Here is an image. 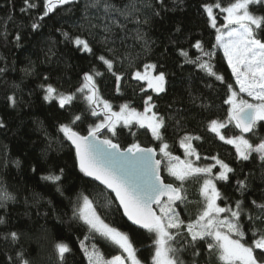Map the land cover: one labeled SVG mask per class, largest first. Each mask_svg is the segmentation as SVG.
<instances>
[{
    "label": "trees",
    "instance_id": "1",
    "mask_svg": "<svg viewBox=\"0 0 264 264\" xmlns=\"http://www.w3.org/2000/svg\"><path fill=\"white\" fill-rule=\"evenodd\" d=\"M35 2L37 8L21 12L24 0H0V69L4 70L0 72V120L5 125L0 128V189H6L16 198L7 201L6 207H0V217L5 219V223L0 224V264H20L18 252H22L30 264H87L80 241L89 234L88 229L72 216L80 195L93 200L106 223L127 232L138 250V257L145 264H151L154 235L127 222L112 194L80 172L74 150L58 130L59 124L68 123L77 114L83 116L82 122L74 126L81 134H87L89 124L99 122L82 98L86 93H76L75 101L64 109L57 101L49 102L43 98L45 92L40 85L52 84L59 92L73 93L83 84L85 72L102 73L95 77L98 94L114 109L128 103L141 111L144 100L152 96V103L156 105L153 111L164 118L162 132L173 156L184 158L180 140L190 134L200 137L192 141L201 157L198 160L200 166L209 165L211 157L217 156L235 169L227 181L216 182L222 197L226 198L217 201L220 206L244 200L245 208L252 209V200L264 202V161L256 153L247 161L238 159L234 147L209 129L210 121L215 119L227 125L221 130L226 137L240 134L233 122L227 123L229 105L225 103L230 94L227 84H232L236 90L235 81L221 49L214 47L216 31L203 9L205 4L219 2L224 6L233 0H162V3L161 0H107L117 9L134 3L140 23L135 22V17L126 20L117 12L106 13L104 0L95 7L91 6L93 0H74L69 5L58 6L40 21L39 29L33 30L31 24L44 11L43 0ZM251 10L264 13V5H253ZM113 18L125 27L112 24ZM145 19L147 23H143ZM105 25L111 30L106 32ZM64 32L86 39L93 51L78 50L65 38ZM137 33L142 39L136 38ZM17 34L19 40H16ZM259 38L264 39V33ZM197 41L202 42L204 52L213 53V70L224 77L223 81L195 63L186 62L180 55L183 49L193 61L198 56L201 61L208 60L209 57L194 47ZM101 55L113 60L112 72L107 71L106 65L98 59ZM150 63L166 74L162 93H153L145 83L131 76ZM117 75L121 76L119 82ZM10 96L15 97V105L8 99ZM99 113V118L103 119V111ZM101 137L112 139L122 149L138 143L158 151L161 143L147 128L136 123L118 124L116 135L105 130ZM246 137L253 144L264 138V122L257 124L254 135ZM16 161L20 162L19 166ZM165 167L166 161L161 167L164 180L179 186L180 182L169 176ZM59 169L64 170L62 192L41 179ZM217 171L219 165L213 169V174ZM245 177L249 188L242 194L237 191L236 182ZM201 184L202 179L185 181L183 189L187 199L177 201L174 206L186 222L195 220L203 206ZM108 201L111 204L105 207ZM248 227L245 223L246 232ZM11 232L18 234L17 241L10 236L5 239ZM246 240L252 242L250 232H247ZM58 241L68 243L72 249L64 261L59 260L55 250ZM85 243H96L106 258L123 254L121 249L99 236L90 237ZM198 247L201 255L195 257L197 264H222L214 253L207 251L206 245ZM180 255L186 264H192L191 249Z\"/></svg>",
    "mask_w": 264,
    "mask_h": 264
},
{
    "label": "snow or ice",
    "instance_id": "2",
    "mask_svg": "<svg viewBox=\"0 0 264 264\" xmlns=\"http://www.w3.org/2000/svg\"><path fill=\"white\" fill-rule=\"evenodd\" d=\"M73 2L74 0H43L44 11L31 24V28L39 29L40 21L53 13L58 6L69 5ZM100 3L101 0H93L91 6L95 7ZM24 4L25 6L20 9L21 12L38 7L35 0H24ZM253 5H264V0H233L224 7H221L219 2L214 5H203L212 28H216L213 8L226 13L224 20L227 22V27L225 31L217 29L214 47L223 48L235 83L239 86L237 91L234 90L232 84H227L230 94L225 103L230 105L227 116L228 124L235 122V127L240 130L241 135L226 137L221 130L227 125L215 119L210 121L209 129L217 134L220 140L235 147L238 159L247 161L253 153H256L259 159L264 161V138H259V142L253 144L244 135H254L257 124L264 122V39L259 38L264 33V13L253 12L251 10ZM103 7L106 13L114 11L126 20L135 17L136 23L141 22L135 15L138 9L134 3L125 5L123 9H117L104 0ZM155 14L159 15L158 12ZM147 22V19L143 21V23ZM111 23L121 28L125 27L115 18ZM110 30L111 28L105 25V31ZM63 35L74 43L78 50L87 53L93 51L86 39L80 36L71 37L67 32ZM136 38L142 39V36L137 33ZM19 39L20 36L17 34L16 40ZM194 47L209 59L201 61L198 56L193 61L188 58L189 53L183 49L180 50V55L186 58V62L195 63L209 75L223 81L224 77L217 75L213 70L211 64L213 53L204 52L201 41H197ZM98 59L106 65L107 71L112 72L113 60L103 55ZM3 71L0 69V72ZM100 75L102 73L95 70L92 73L85 72L83 84L73 93L59 92L52 84H42L40 87L45 92L44 100L57 101L61 109L75 101L76 93H86L82 98L89 105L91 115L97 117L99 122L89 124L87 134H81L74 127L77 122L83 120L82 114H77L68 123L59 124L58 130L75 147V160L80 172L100 181L107 189L114 192L128 220L154 235L151 264H186L180 254L187 249L192 250V264H197L195 257L201 255L198 247L200 244L206 245L207 251L214 253L222 264H264V202L258 203L252 200V209L245 208L244 200H236L232 205L220 206L217 201L226 198L222 197L216 182L227 181L229 174L234 173L235 169L217 156L211 157L214 164L206 166H196L191 159L181 160L180 157L173 156L168 150L169 145L162 132L165 128L164 118L153 111L156 107L152 103L153 97L147 96L144 100L143 112L130 107L128 103L120 105L119 111H114L112 104L98 94L99 89L95 77ZM132 75L137 81H146L148 88L156 93L165 91L166 74L163 71H157L156 64H145L142 71L138 69ZM116 79L119 82L121 76L117 75ZM241 94H246L251 100L243 98ZM8 99L15 105L14 96ZM101 105L103 119L99 118L100 113L97 111ZM121 123L124 126L136 123L141 128L149 129L152 136L161 141L159 153L162 159H155L157 149L154 148H142L138 143H134L128 149L121 151L120 145L114 143L112 139L107 137L101 139L102 132L105 130L113 136L116 135V126ZM3 127L5 125L0 120V128ZM199 139V136L190 134H185L181 138L180 145L184 148L186 157L194 156L196 160L201 159L192 143L193 140ZM165 161V171L180 182L179 186L165 183L164 177L160 174ZM19 163L16 161L17 166ZM217 165H219V171L213 174V169ZM33 171L36 169L33 168ZM63 174L64 170L59 169L58 172L43 175L41 179L50 182L56 186L57 191L62 192ZM189 179H202L200 194L203 197V206L195 220L186 222L179 217L174 206L177 201L184 202L187 199L183 184ZM236 183L237 191L242 194L249 188L247 177L237 180ZM15 199V196L6 189H0V207H6L7 201H15ZM110 204L111 201H108L105 207ZM153 205L158 206L159 213ZM254 212L257 214H253ZM72 216L86 225L88 229L89 234H86L84 240L80 241V248L87 259V264H145V261L138 257V250L134 247L129 234L106 223L97 212L93 200L88 196L80 195L77 198ZM3 223L5 219L0 217V224ZM245 223L249 226L247 232L251 233V243L246 240ZM9 236L13 241L19 239L16 232L7 234L5 239ZM95 236L117 246L126 255L106 258L96 243L90 245L85 243L90 237L95 238ZM178 243L179 247L176 246ZM55 250L60 261H64L65 255L72 252L69 244L63 241L55 244ZM17 256L20 258V264H30L22 252H18Z\"/></svg>",
    "mask_w": 264,
    "mask_h": 264
},
{
    "label": "rangeland",
    "instance_id": "3",
    "mask_svg": "<svg viewBox=\"0 0 264 264\" xmlns=\"http://www.w3.org/2000/svg\"><path fill=\"white\" fill-rule=\"evenodd\" d=\"M224 6H227V5H224ZM224 6H221V7H224ZM213 14L215 15V17H216V28H214L215 29V31H216V35H217V29H219L220 31H225V29H226V27H227V22L224 20V16L226 15V13H222L221 11H220V9H218V8H213ZM217 14H219V16L217 15ZM220 49H221V51H222V53H223V55H224V51H223V48H221V47H219ZM225 57V56H224ZM225 60H226V62H227V58L225 57ZM228 64V63H227ZM141 71L143 70V68L142 69H140ZM231 70V69H230ZM232 73V72H231ZM133 74V73H132ZM132 76V78H133V75H131ZM233 78H234V76H233ZM134 79V78H133ZM234 81H235V78H234ZM141 82H143V83H145V86H146V88L147 89H150V88H148V86H147V82L146 81H141ZM235 85H236V83H235ZM238 88H239V86L238 85H236V90L238 91ZM153 93H156V92H154L152 89H150ZM242 96H243V98H245V99H249V100H251V98L250 97H247V95L246 94H241ZM229 107H230V105H229ZM113 110L114 111H119V109H114L113 108ZM99 112H102V105H101V107H100V109L98 110ZM139 112H143V110H141V111H139ZM227 123H228V121H227ZM234 124H235V122H233ZM121 125H123L122 123H121ZM149 130V129H148ZM149 132L151 133V131L149 130ZM152 135V134H151ZM239 135H241V134H239ZM247 138V137H246ZM249 139V138H248ZM231 146H233V145H231ZM234 147V146H233ZM234 149H235V147H234ZM157 152H159V150L157 151ZM160 154V153H159ZM161 157V155L158 157L159 159H161L160 158ZM186 159H191L192 161H193V163L196 165V166H200L199 165V161L198 160H196L195 159V157L193 156V157H186V156H184V158H182L181 160H186ZM215 162L212 160V162L210 163V164H214ZM203 166H206V165H203ZM157 213H159V208L157 207ZM122 251V250H121ZM123 255H126V253H123Z\"/></svg>",
    "mask_w": 264,
    "mask_h": 264
},
{
    "label": "water",
    "instance_id": "4",
    "mask_svg": "<svg viewBox=\"0 0 264 264\" xmlns=\"http://www.w3.org/2000/svg\"><path fill=\"white\" fill-rule=\"evenodd\" d=\"M238 130H239V129H238ZM239 132H240V130H239ZM240 134H241V132H240ZM85 135H86V134H85ZM244 135H245V136H248V135H250V134H244ZM101 139H103V137H101ZM68 142H69V144L71 145L72 149L74 150V155H75V147L71 144L70 141H68ZM141 147H142V148H153V147H148V146H141ZM128 148H129V147L124 148V149L120 148V150L123 151V150L128 149ZM154 149H155V148H154ZM155 159H159V158H158V152H156ZM160 174H161V169H160ZM86 177H87V176H86ZM88 178H90L91 180L95 181L96 183H98L99 185H101L102 187H104L108 192H110V193L112 194V196L114 197V199H115V201H116V203H117V205H118V207H119V209H120V211H121L123 217L125 218V220H126L127 222H129L131 225L140 228L139 226L134 225L131 221H129L128 218L123 214V208H122V206L119 205V201L116 200V198H115V193H114V192H112L110 189H107L106 186L103 185L100 181H97V180H95V179L92 178V177H88ZM165 183H168V182L165 181ZM162 199H163V198H162ZM153 207L155 208L156 205H153Z\"/></svg>",
    "mask_w": 264,
    "mask_h": 264
}]
</instances>
